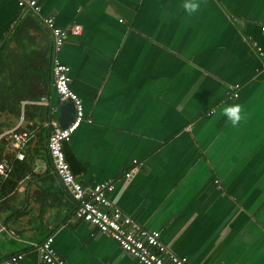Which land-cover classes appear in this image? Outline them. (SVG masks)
Wrapping results in <instances>:
<instances>
[{"label":"crops","instance_id":"0c3cea01","mask_svg":"<svg viewBox=\"0 0 264 264\" xmlns=\"http://www.w3.org/2000/svg\"><path fill=\"white\" fill-rule=\"evenodd\" d=\"M17 1L0 0V95L41 94L53 56L44 18L80 27L58 56L84 106L64 145L76 180H112L108 198L188 264H264V0H199L192 15L184 0H37L38 15ZM42 98L24 120L21 103ZM40 99L0 112V134L48 109L73 119L53 87ZM232 104L245 117L236 127L222 112ZM59 184L26 178L0 207V261L43 264L34 245L52 236L69 264H141L77 220Z\"/></svg>","mask_w":264,"mask_h":264},{"label":"built area","instance_id":"2783aa9c","mask_svg":"<svg viewBox=\"0 0 264 264\" xmlns=\"http://www.w3.org/2000/svg\"><path fill=\"white\" fill-rule=\"evenodd\" d=\"M20 8H29L32 13L38 15L41 7L37 0H18ZM48 28L52 39L53 56L51 60L52 87L57 94L60 103L69 102L73 106L74 117L65 127H61L57 120L51 119L44 123L49 131L47 138V152L55 170L56 176L65 192L75 202L74 217L77 220L89 223L100 233L112 238L120 247L123 253L141 264H188L187 258L178 256L169 250L160 240V232L147 230L133 221L112 202L108 195L114 191V182L106 180L95 185H84L76 180L69 163L66 160L64 145L71 141L72 135L84 119V106L82 99L70 88V68L59 59L66 34L77 35L80 33L79 26L71 29H61L54 23V19L46 17L42 20ZM122 22V20L120 21ZM264 30V28H262ZM252 47L259 56L263 55L262 48L252 42ZM234 97L237 95L234 94ZM43 103L48 105V100L42 98L39 102L21 103L22 111L27 104ZM214 111H210L212 114ZM36 131L21 129L19 125L5 133L0 134L2 140H9L6 148L15 152L17 161L24 160L23 148L31 140L35 139ZM137 165V161H133ZM44 170L46 164L43 165ZM134 169L125 175L129 179ZM35 171V166L33 172ZM12 172V165L8 158L0 159V183L9 179ZM53 237L48 236L41 243L34 245L40 262L43 264H69L64 258L58 255L52 247ZM22 255H12L0 261V264H17Z\"/></svg>","mask_w":264,"mask_h":264},{"label":"trees","instance_id":"16d2710c","mask_svg":"<svg viewBox=\"0 0 264 264\" xmlns=\"http://www.w3.org/2000/svg\"><path fill=\"white\" fill-rule=\"evenodd\" d=\"M46 64L48 69L43 72V82L41 86L40 95H0V112L5 113L17 110L19 112L20 102L22 100H35L40 99L43 96H47L49 92L51 93L52 87V75H51V57L46 59ZM1 91V90H0ZM17 108V109H16ZM35 113L30 112L29 106L24 107L23 119L31 122L35 118ZM41 120L39 125L31 124L28 126L29 130L36 131L35 139L31 140L30 143L23 148L24 160L17 161L15 159V152L10 151L8 148L4 147L2 142H8L9 140H2L0 144V159L6 157L10 160L12 165V172L7 181L0 183V207L5 203L9 202L14 195V190L17 188L19 183L24 181L26 178H33L37 181H47V177L52 179L57 177L51 159L47 152V138L49 131L44 127V123L50 121L52 118L50 116V111L45 110L44 115L41 114ZM38 158H42L46 164V169L42 175L33 173V168L35 166V161ZM59 180V179H58ZM60 183V182H59ZM61 184H59V187ZM62 187V186H61ZM68 195V194H67ZM69 196V195H68ZM70 197V196H69ZM71 199V198H70ZM71 203L75 205V202L71 199ZM75 208L72 212L74 214ZM46 236L44 240L47 238ZM42 240V241H44ZM41 241V242H42Z\"/></svg>","mask_w":264,"mask_h":264},{"label":"clouds","instance_id":"9594fccd","mask_svg":"<svg viewBox=\"0 0 264 264\" xmlns=\"http://www.w3.org/2000/svg\"><path fill=\"white\" fill-rule=\"evenodd\" d=\"M182 7L185 13L192 15L199 11L200 2L199 0H184ZM222 112L233 127L238 126L245 119L243 108L240 104L226 105L223 107Z\"/></svg>","mask_w":264,"mask_h":264},{"label":"water","instance_id":"95a60500","mask_svg":"<svg viewBox=\"0 0 264 264\" xmlns=\"http://www.w3.org/2000/svg\"><path fill=\"white\" fill-rule=\"evenodd\" d=\"M56 94V93H55ZM56 96H57V94H56ZM69 109H70V111H71V113L73 112V106L71 105H69ZM57 121H58V123H59V125L61 126V127H65V126H67L71 121H72V119L70 120L69 119V121L67 122V125H66V123H63V119H57Z\"/></svg>","mask_w":264,"mask_h":264}]
</instances>
